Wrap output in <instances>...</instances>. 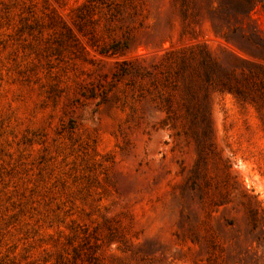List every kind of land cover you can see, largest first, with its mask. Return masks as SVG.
<instances>
[{
    "label": "rangeland",
    "instance_id": "rangeland-1",
    "mask_svg": "<svg viewBox=\"0 0 264 264\" xmlns=\"http://www.w3.org/2000/svg\"><path fill=\"white\" fill-rule=\"evenodd\" d=\"M0 264H264V0H0Z\"/></svg>",
    "mask_w": 264,
    "mask_h": 264
},
{
    "label": "trees",
    "instance_id": "trees-1",
    "mask_svg": "<svg viewBox=\"0 0 264 264\" xmlns=\"http://www.w3.org/2000/svg\"><path fill=\"white\" fill-rule=\"evenodd\" d=\"M207 56L204 55L202 64L207 63L208 59L206 58ZM206 65V64H205ZM213 71H211L208 67H204V72H203V78L205 83H207L210 86L216 87L217 89H219L220 91H227L230 93H234V91H238L237 87L234 86L231 82H230V78L231 76L227 73H223L219 76H216L215 78H213ZM202 119L204 120V115H202ZM210 133L209 130V126L206 123L204 129L201 131V136L203 138V140H205V138L208 140V135ZM201 146H200V145ZM198 146L201 147L199 150V158L200 160H202V157H200L203 154V141L199 142ZM211 145V143H210ZM194 170H198V168L196 167ZM200 177L199 174H197V171H194L193 173V177L191 178L190 181V186L191 187H197V178Z\"/></svg>",
    "mask_w": 264,
    "mask_h": 264
}]
</instances>
